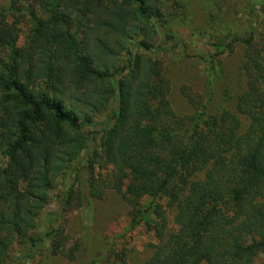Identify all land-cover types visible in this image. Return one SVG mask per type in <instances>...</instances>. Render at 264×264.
<instances>
[{
	"label": "trees",
	"instance_id": "1",
	"mask_svg": "<svg viewBox=\"0 0 264 264\" xmlns=\"http://www.w3.org/2000/svg\"><path fill=\"white\" fill-rule=\"evenodd\" d=\"M168 2L28 3L29 42L47 30L48 43L27 65L18 34L0 26V158L32 175L29 188L46 190L85 148L82 129L97 124L94 115L117 93L98 154L112 166L108 184L125 200L129 226H142L157 240L142 264H256L264 255V36L256 42L252 31L230 35L224 45L230 52L235 43L242 48L245 90L233 110L211 112L207 100L192 97L194 111L179 117L169 107L158 62L139 53L154 51L157 26L172 37L167 16L182 4ZM217 54L200 55L211 79ZM67 66L75 91L82 89L75 96L79 107L61 97ZM41 126L50 142L68 146L58 163L51 164L52 147L36 138ZM36 199L24 215L17 201L0 212V264L8 258L10 237L31 250L47 240L55 245L54 230L34 234L48 197Z\"/></svg>",
	"mask_w": 264,
	"mask_h": 264
},
{
	"label": "rangeland",
	"instance_id": "2",
	"mask_svg": "<svg viewBox=\"0 0 264 264\" xmlns=\"http://www.w3.org/2000/svg\"><path fill=\"white\" fill-rule=\"evenodd\" d=\"M179 1L181 11L167 16L172 37L167 38L157 26L154 51L139 53L158 62L167 83L169 107L177 116L194 111L192 97L207 100L211 112L233 110L237 96L245 90L242 48L233 43L230 52L224 45L229 43L230 35L242 37L250 31L256 42L262 40L264 0ZM28 3L35 5V0H17L15 7H11V0H0V26H10L18 34L19 43L25 47L24 65L33 63L40 45L48 43L47 30L29 42L32 23L24 8ZM172 4L169 0L168 5ZM91 37L87 36L90 48ZM211 53H218L215 79L209 77L207 66L200 59V55ZM65 77L61 97L68 105L79 107L75 96L82 89L75 91L68 66ZM117 101L116 93L110 106L94 115L97 124L82 129L88 134L85 148L68 162L46 190L29 188L28 177L32 175L20 174L9 161L0 158V212H6L17 201L24 215L27 208L34 210L31 206L38 201V194H46L48 202L34 219V234L54 230L56 235L55 245L47 240L31 250L28 244H20L3 232L2 237H10L4 264H142L150 256L157 240L144 227L129 226L128 206L121 193L108 184L112 166L98 154L102 124L112 123L110 110L117 109ZM40 128L36 138L52 147L51 164L60 162L56 157L64 156L68 146L59 139L50 142L44 128ZM25 218L28 220L29 215ZM172 224L170 221L171 227ZM256 264H264V255Z\"/></svg>",
	"mask_w": 264,
	"mask_h": 264
}]
</instances>
